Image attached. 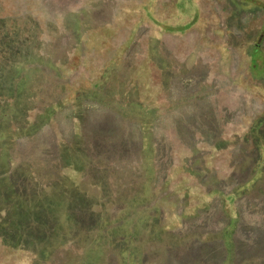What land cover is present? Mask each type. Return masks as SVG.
Returning a JSON list of instances; mask_svg holds the SVG:
<instances>
[{"label":"rangeland","instance_id":"374dc122","mask_svg":"<svg viewBox=\"0 0 264 264\" xmlns=\"http://www.w3.org/2000/svg\"><path fill=\"white\" fill-rule=\"evenodd\" d=\"M257 42L264 0H0V264H264Z\"/></svg>","mask_w":264,"mask_h":264},{"label":"trees","instance_id":"16d2710c","mask_svg":"<svg viewBox=\"0 0 264 264\" xmlns=\"http://www.w3.org/2000/svg\"><path fill=\"white\" fill-rule=\"evenodd\" d=\"M217 16H219L218 14H217ZM1 20H3V19H1ZM5 20V19H4ZM219 21H220V18H218V19H213L212 18V15L210 16V17H208L207 19H204V18H201V20H200V24H201V22H203V26H202V28L203 27H209V26H206L207 24H205V22L206 23H210L212 26H210L212 29H215L216 31H217V33L219 34L218 36L219 37H222L223 35H224V29L227 27L228 28V24H226V25H224V28L222 27V30H221V28L219 27ZM246 46V45H245ZM245 46H244V48H245ZM263 45L261 44V42H257L253 47H254V49H253V51H252V54H261L262 56H263V58H264V48L262 47ZM241 47H243V45L241 46ZM242 49V48H241ZM245 53H247L246 52V50H245ZM0 54H5V53H3L2 52V50H0ZM247 56H249V55H247ZM249 60H250V58H249ZM257 62H258V60H256ZM2 59L0 58V65H5V62H2ZM12 62H14V61H12ZM11 62V63H12ZM253 62H254V60H253V58H251V64L250 65H252L253 64ZM6 63H8V62H6ZM17 64H19V62H16ZM259 63V62H258ZM262 65H263V62L262 63H260V68L262 67ZM254 66H256V62H255V64L253 65V67ZM21 68V65H17L15 68H17L19 71H20V68ZM260 68L258 67V69H259V72H260ZM16 69V70H17ZM19 71H18V74H19ZM260 75H258V78H261V72L259 73ZM262 75H264V73L262 74ZM18 76V75H17ZM15 77V76H14ZM25 81V80H24ZM241 82H243L244 81V83H246V85H251V86H253V88L255 89L256 88V86L252 83V82H250V81H248L247 82V80H245L244 78H242L241 80H240ZM264 82H261L259 79H258V96L260 97V99L264 102ZM10 87V89L12 90V86L10 85L9 86ZM256 92V91H255ZM78 95H80L79 94V91H78ZM258 123H260V125H262L263 127H264V115H262V114H260V115H258ZM263 136H264V129H263V131H262V134H261V138H259V140L260 139H263L262 141H264V138H263ZM123 260V259H122Z\"/></svg>","mask_w":264,"mask_h":264}]
</instances>
